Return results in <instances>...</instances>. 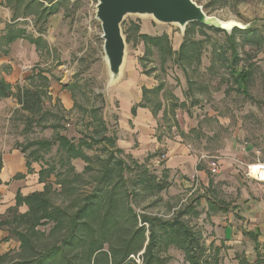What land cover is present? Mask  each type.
I'll use <instances>...</instances> for the list:
<instances>
[{
  "label": "rangeland",
  "instance_id": "1",
  "mask_svg": "<svg viewBox=\"0 0 264 264\" xmlns=\"http://www.w3.org/2000/svg\"><path fill=\"white\" fill-rule=\"evenodd\" d=\"M7 1L6 5H8ZM37 1L48 7L56 6L58 12L52 15L48 22L41 24L36 23L35 18L31 16L19 19V27L25 28L35 37H42L45 44L37 50L35 45L22 40L23 45L18 50L11 51V55L15 56L13 61L16 64L21 65L20 67L30 66V69L26 70V77L12 85L15 87L19 84L22 87H29L30 81L27 78L32 74L33 68L43 70L50 80L48 91L51 97L47 96L44 100V111L50 112L47 121L42 124L37 121L29 126L27 124L28 114L21 110L17 100L12 97L3 99L0 102V152L3 153L4 158L6 155L20 151V145L32 141L53 140L56 135L55 129L52 128L53 125H59V132L74 139L75 143L82 137L98 135L96 132L99 127L96 124L93 125L94 122H92L91 110L94 108L100 110L107 126L106 134L120 132L119 119L123 114L122 110L125 109V101L130 99L133 103L138 98L134 90L136 88H132L130 83L136 79L137 75L140 78L141 75H145L156 86L160 82L165 84V91L159 97L163 110L157 116L153 115L158 120L159 127L161 125L165 127L159 132L162 138L165 136L173 143L181 140V143L187 147L190 146L198 157L217 155L227 144H234L239 151L242 146L249 147L246 148V155L250 159L251 156L256 157V152H259L260 159H264V50L257 49V47H245L244 49L251 57L249 61L255 63L254 74L248 86L250 97H247L230 88L232 86L227 83V80L231 79L230 75L227 74V69L221 62H217L213 69L210 68L214 50H220L221 47L226 46L224 33L204 30V36L198 27L192 28L194 39H206L207 36L211 42L205 47L201 66L188 69L186 74L173 61L167 62L162 67L161 56L156 49L153 54L145 55L144 43L138 39L133 25L140 27L139 35L147 34L158 37L167 34L174 51L179 49L185 36L181 28L177 25L159 24L150 17L129 16L122 26L125 37V33L131 36V42L127 43L126 63L121 78L109 85L110 75L103 50V31L101 23L96 18L97 2L95 0ZM194 1L204 8L207 15L217 18L225 26L238 25L243 28L253 26L261 30L264 28V0ZM21 13H23L22 9ZM5 27V23H0V39L6 32ZM14 45L12 44L11 47ZM147 72L152 73L146 75ZM137 81L140 82L139 79ZM62 88L70 92V100L60 98L58 91ZM190 92H193L195 96L193 99L195 104L192 106L187 96ZM170 96L176 97L177 100H170ZM152 101L154 103L158 101V98L152 97ZM184 102H188L189 106H183ZM172 103H178L180 106L174 109ZM181 103H183L182 106ZM133 104L136 105V103ZM104 145L105 143L95 144L93 149H85V153L94 159L88 171L85 170L87 163L82 159L71 161V166L75 169L74 173L68 168L69 166L62 165L60 159L63 154L59 153L57 144L51 148L49 153L44 154L45 166L47 164L57 166L56 173L48 181L53 184L50 197L56 205L72 210V201L75 197L91 191L92 182L101 170L97 155L100 157L106 155ZM30 151L28 150L27 153ZM123 156L126 159L131 157L126 153ZM163 159L161 156L160 160ZM210 160L207 159V161ZM16 163L17 160L12 166L15 170ZM43 163H34V173L29 174L26 168V174L19 172L13 176V180L22 181L30 175L28 186L35 188L37 183L32 176L38 175ZM143 163L147 164L159 177L162 176L164 168L161 164L152 163V165L147 161ZM199 166L206 171L208 186L204 185L200 179L194 182V185H192V178H185L182 182L183 178L179 174L172 176L170 173L168 189L157 196L141 198L140 204L133 205L136 211L169 219L174 216V212L180 205L201 195H214L230 202H236V199L241 197L248 202V204L239 203L241 210L245 207L255 209L260 202L258 198L264 196V185L246 177L247 166L244 163L242 166H236L239 179L224 176L219 165H217V173L212 171L214 165H210L209 162H202ZM235 173L230 176H234ZM18 174L24 177L18 179L16 178ZM209 179L214 183L212 188H209ZM38 184L42 188L39 191H42L44 184L39 181ZM64 186L66 191L63 193L62 187ZM242 188L246 193L240 195L243 192ZM198 211L201 213L200 216L190 217L189 221L203 233L207 247H210L214 238L218 241V245L213 247L220 249L221 264L224 262L225 264H238L240 257H246L249 261L251 260V263L255 262V246L253 241L246 236L245 229L253 227L254 223L246 214L242 216L237 210L236 218L231 212L221 221L211 220L206 216L205 197H202ZM225 224L237 228L240 236H243L238 245L231 247L223 243L226 240L223 231ZM51 227L50 224L38 228L43 233L40 237L43 246L51 245L59 238V235L50 233ZM15 242L16 244L11 243L15 248H11L10 245L9 251H15L14 256H17L20 243ZM158 252L165 258L166 264H188L183 252L175 247L165 249L161 246ZM136 258L138 264H141L138 257ZM100 259L103 262L101 257Z\"/></svg>",
  "mask_w": 264,
  "mask_h": 264
},
{
  "label": "trees",
  "instance_id": "2",
  "mask_svg": "<svg viewBox=\"0 0 264 264\" xmlns=\"http://www.w3.org/2000/svg\"><path fill=\"white\" fill-rule=\"evenodd\" d=\"M7 2L13 11V16L12 22L6 24V32L0 39V57L7 56L9 45L19 39L34 44L37 50L41 49L45 44L42 37H35L25 28L19 27L18 19L31 16L35 18L36 23H46L58 12V8L54 5L45 6L37 0ZM21 9L23 13L20 14ZM194 27H198L204 36V30H213L226 35V46L214 50L210 68L213 69L217 62H221L230 75L231 79L227 80L232 86L230 88L250 97L248 86L254 74L255 63L249 61L251 57L244 49L257 47L264 50V28L261 30L253 26L244 29L235 27L231 33H228L221 29L192 23L188 25L177 51H174L167 34L158 37L139 35L140 27L135 24L133 30L138 34V39L144 43L145 55L153 54L156 49L161 56L162 67L167 62L173 61L187 74L188 69L201 66L205 47L211 42L207 36L206 39H194L192 33ZM125 34L129 44L131 36ZM239 37L242 39H238ZM152 72L145 74L149 75ZM27 80L30 81L29 87H22L19 84L14 87L0 77V102L6 98H15L21 110L28 114L29 126L37 121L42 124L47 121L50 112L44 111V100L47 96L51 98L48 91L50 80L43 70L37 68H33ZM164 91L163 82L152 89L143 87L142 100L132 107V115L136 116L139 108H148L154 116H157L163 110L159 97ZM187 96L190 105H194L193 92ZM152 97L158 98V101L152 103ZM169 98L173 101L177 100L173 96ZM186 105L188 102H184L183 106ZM178 106H180L178 103H172L174 109ZM91 111L93 125L99 127L96 132L98 135L82 137L75 143L74 139L59 132V125H53L52 128L56 131L53 140L32 141L20 145L19 149L25 156L29 174L34 173V163L45 162L44 154L49 153L56 144L59 153L63 154L60 159L61 164L69 166L73 173L75 169L71 166V161L75 159H82L87 163L86 171L91 169L94 159L85 153V149H93L95 144L105 143L106 155L105 157L97 155L101 163L99 175L94 178L90 192L75 197L72 201V210L58 206L52 201L50 192L53 184L48 181L56 173L57 166L54 164L45 166L43 163V167L38 172V181L44 184L43 190L27 195H23L18 190L15 206L9 208L6 214L0 217V231L5 230L8 233V236L2 240L5 242L15 240L20 243L17 256H14L15 251L10 250L0 255V264H138L136 257L141 264H166L165 258L158 252L161 246L165 249L170 247L179 249L188 264H221L220 249L214 248V244L207 247L203 233L197 230L189 219L200 216L198 208L202 197L207 201V218L212 214L227 213L231 210V206L224 201L201 195L180 205L174 216L169 219L138 213L133 205L140 204L141 198L157 196L168 189L170 171L164 169L162 176L159 177L147 164L132 160V157L126 159L123 156L124 151L118 146V133L106 134L107 126L100 110L94 108ZM34 147L35 149H32ZM28 150L31 151L27 153ZM158 155L163 156L164 153L159 152ZM3 168L4 155L0 152V174ZM23 177L22 174L16 176L18 179ZM2 184L0 178V185ZM65 191L64 186L62 192ZM22 206L28 209L25 213L19 211ZM50 224L52 226L50 233L59 235V238L51 245L43 246L40 240L43 233L38 228ZM248 236L254 242L257 251L256 232H250ZM238 264H264V255H258L254 263L246 257H240Z\"/></svg>",
  "mask_w": 264,
  "mask_h": 264
},
{
  "label": "crops",
  "instance_id": "3",
  "mask_svg": "<svg viewBox=\"0 0 264 264\" xmlns=\"http://www.w3.org/2000/svg\"><path fill=\"white\" fill-rule=\"evenodd\" d=\"M6 1L7 0H0L1 24L3 23L8 24L12 22L13 11L10 9L8 5H6L5 3ZM22 40L23 39H19L13 42L12 44H15L13 47H11L12 44L9 45L8 55L0 57V76L11 84L19 82L23 78H25L26 70L30 69V66L20 67L21 65L16 64V62L13 61V59H15V56L13 54L11 55L12 50L13 51L18 50L19 47L23 45L21 43ZM141 76L142 77L140 78L139 75H137V77H135L136 79H134L130 83L132 88H136L134 90L136 91L138 98L135 101H133V103L136 104L140 103L142 100L141 99L142 90L140 91L141 88L147 87L152 89L156 86L155 83L151 81L148 76L145 75H141ZM138 79L140 80V82L138 81L136 82V80ZM58 93H60V98L69 99L71 97V94L67 89L62 88L60 91H58ZM133 103L132 100L130 99L126 100L125 109L124 111L122 110L123 114L120 115V119H119L120 132H118L119 148H121L124 151V153L131 156L133 159L137 160L138 162L140 161V163L147 161L148 163L150 162L151 164L152 163L156 165L161 164L162 168L168 169L172 174V176H174L175 174H179L183 178L182 182L184 181L185 178H192V185H194V182H197L198 179H200L204 185H207L206 180H208V176L206 174V171L205 169L199 166L200 164H202V162L203 163L209 162L210 165H215V166L219 165V167L222 169L224 176L233 179L238 177L239 179L240 177L237 174L236 166L239 165L242 166L243 163L245 164V166H247L249 164L256 163L258 161L259 162L264 161L263 158L260 159V157H258L259 152H256V157L251 156L250 159L248 155H246L247 147L245 148V146H242L239 151L234 146V144H230V145L227 144L217 155L208 156V157H204V156L198 157L196 154H194V151L191 149V147L190 146L187 147L186 145L181 143L182 142L181 140H177V142L173 143L170 140H168L165 136H163L162 138L159 132L165 129V127L163 125L159 127L158 120L154 118L150 109L139 108L137 110L136 116H133L131 113L132 107L134 106ZM159 152H164L165 158L162 161L160 160L161 156L158 155ZM207 159H211V160L207 161ZM16 160H17L16 163L17 168L15 170V168H12V166H14V162ZM26 168H27L26 160L24 159V154L21 151H16L11 155L5 156L4 168L2 169L0 174V178L3 182V184L0 185V217L5 215L9 208L15 206L16 203L15 198L18 190H20L23 195H27L29 193H32L34 191H39L40 189H42L40 187V184H38V175L35 174L34 176H32L36 180L35 183H37L35 188L28 186L31 178L30 175H27L22 181L13 180L14 178L13 176H15L19 172L26 174L27 172ZM234 172H236L235 175L230 176L233 175L232 173ZM10 179L12 181H10ZM176 181L178 180L176 179ZM11 182H13L14 185L11 184ZM213 186L214 183L212 180H210L209 188H212ZM241 190L243 191V188ZM206 191L209 192V190ZM244 193L246 192L243 191L240 195ZM208 197H213L215 199L224 201L231 206V210L227 213L220 212V213L212 214L210 217L211 220L216 219L217 221L218 220L221 221L225 216H227L231 212H233V216L236 218L238 215L237 210L241 212V215L246 214L248 218L252 220L251 222L254 223V226L245 228L246 236L249 238L248 233L256 232L258 236L257 251L255 250L256 258L258 255H264V196L258 198V201L260 200V202H258V206L255 208L256 210L250 209L249 207L247 208L245 207L243 208V210H241L239 208L240 206L239 203L248 204V202L245 201V199H242L241 197L239 199H236V202L225 201L214 195ZM27 210L28 209L26 206H24V208L23 207L20 208V211L22 213H25ZM207 211H208V206H207ZM223 226H224V230H223L224 236L226 239L225 241H223V243L231 247L238 245L239 240H241L240 238H242L243 236L242 237L240 236V232L237 230V228L229 224H225ZM7 236L8 233L6 231L3 230L0 231V255L7 253L9 251L10 245L11 248H15V246L11 244V243L16 244L15 241L11 240L9 242H5L2 240ZM213 240L214 241H212L210 245L212 244L218 245V241L215 238ZM225 263L226 262H224V264Z\"/></svg>",
  "mask_w": 264,
  "mask_h": 264
},
{
  "label": "water",
  "instance_id": "4",
  "mask_svg": "<svg viewBox=\"0 0 264 264\" xmlns=\"http://www.w3.org/2000/svg\"><path fill=\"white\" fill-rule=\"evenodd\" d=\"M96 18L101 23L103 50L109 70V85L116 83L125 66L127 41L122 26L129 16L152 18L163 25H177L185 35L188 25L199 23L231 33L238 25L225 26L210 17L194 0H95ZM247 26H245L246 28Z\"/></svg>",
  "mask_w": 264,
  "mask_h": 264
},
{
  "label": "built area",
  "instance_id": "5",
  "mask_svg": "<svg viewBox=\"0 0 264 264\" xmlns=\"http://www.w3.org/2000/svg\"><path fill=\"white\" fill-rule=\"evenodd\" d=\"M162 158H165V155H163ZM212 171L215 173L218 172L217 165H214ZM245 174L247 178L255 182L264 184V161L247 165Z\"/></svg>",
  "mask_w": 264,
  "mask_h": 264
}]
</instances>
